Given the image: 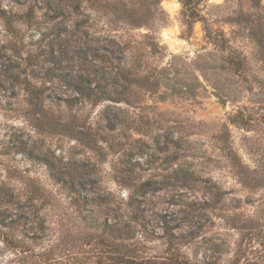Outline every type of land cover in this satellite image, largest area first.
I'll return each mask as SVG.
<instances>
[{
	"label": "rangeland",
	"instance_id": "obj_1",
	"mask_svg": "<svg viewBox=\"0 0 264 264\" xmlns=\"http://www.w3.org/2000/svg\"><path fill=\"white\" fill-rule=\"evenodd\" d=\"M66 1L0 0V264H92L111 241L106 205L130 194L142 250L162 248L172 227L193 233L184 250L198 264H264V0H80L47 11ZM182 1L224 31L225 49L205 42L201 22L187 28ZM124 65L141 85L122 81ZM33 87L86 136L38 120ZM78 87L89 100L75 99ZM229 148L259 187L232 173Z\"/></svg>",
	"mask_w": 264,
	"mask_h": 264
},
{
	"label": "trees",
	"instance_id": "obj_2",
	"mask_svg": "<svg viewBox=\"0 0 264 264\" xmlns=\"http://www.w3.org/2000/svg\"><path fill=\"white\" fill-rule=\"evenodd\" d=\"M62 3L63 4L56 6L47 5V11H52L54 14H61L64 12L67 5H70L71 8L76 10L80 7V0H67ZM186 4V1H182L184 10L183 16L187 28L192 30V26L195 22H201L204 31L203 39L205 42L211 44L216 49H225L228 45V39L224 31L219 28H213L211 24L207 23L206 18L200 13L201 11L196 1L190 6ZM0 15H3V10L1 9ZM118 75L122 78V81L134 85L140 84V81L145 78L142 73H139L131 65L119 67ZM77 89L79 95L75 98L76 100L81 98L90 99L92 93H90L88 89L85 87H78ZM43 96L44 88L42 87H33L28 91V99L32 105V113H38V116L42 118L38 120L46 121L47 124L57 127L59 133H64L66 136L78 139L86 136L87 126L84 122L74 124V122L79 121L74 120V115L58 113L53 107H46L43 104ZM219 139L221 141V134L218 137V140ZM225 149L226 146L222 145V150L226 151ZM225 157L228 160L230 170L239 178L241 183L251 188L260 186L258 181L254 183L247 182L246 177L249 168L244 164L241 157L233 148H229V150L225 152ZM138 202V199H136L133 194H130L126 201L123 200L119 202L116 209H111L108 204L106 205V212L111 213V211H115V214L112 213V217L109 215L106 216L101 224L103 226L101 234L109 236L111 241L106 240L105 251H101L100 254H97V258L93 260L92 264H198L186 258V251L184 250L185 246L192 242L193 236L190 235H193V233L191 231L176 234L172 227H166L161 236L164 238L162 248L150 252L138 247L139 242L132 240L134 233L139 231L142 224L140 222V204H138ZM17 218L19 217H11L9 223L17 224L19 222ZM96 227H98V225L94 226V228ZM46 261H48V258L42 257L37 261V264H48Z\"/></svg>",
	"mask_w": 264,
	"mask_h": 264
}]
</instances>
